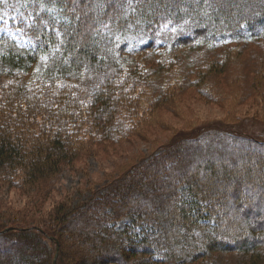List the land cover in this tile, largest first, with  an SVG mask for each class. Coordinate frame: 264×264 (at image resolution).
I'll return each mask as SVG.
<instances>
[{"label":"trees","instance_id":"16d2710c","mask_svg":"<svg viewBox=\"0 0 264 264\" xmlns=\"http://www.w3.org/2000/svg\"><path fill=\"white\" fill-rule=\"evenodd\" d=\"M6 2L30 46L0 35V264H264V139L228 119L134 151L188 91L264 100V0Z\"/></svg>","mask_w":264,"mask_h":264},{"label":"rangeland","instance_id":"374dc122","mask_svg":"<svg viewBox=\"0 0 264 264\" xmlns=\"http://www.w3.org/2000/svg\"><path fill=\"white\" fill-rule=\"evenodd\" d=\"M3 2L6 6V0H3ZM2 33L13 35L19 45L23 47L30 46L29 39L25 38L19 30H13L10 28L9 23H7L6 26L0 25V35ZM131 38L135 44H140L144 35L132 34ZM246 62H248V60ZM239 94V91H235L232 98L227 96L217 103L216 97L208 100L200 94L198 95L194 92L188 91L182 96V101L177 102L176 108H174L171 113H165L162 116L163 119L158 117L155 121H151V123L149 122L141 128V133H143L144 137L143 140L138 139L134 151L144 153L154 150L160 144L170 141L175 131L181 129L188 130L198 126L197 124H204V122H216L218 120L228 119H231L230 122L233 124H244L243 128H241V131L244 133L255 136L259 139H264V118L253 117L258 114H264V100L248 96L247 99H244L239 103L234 99V96ZM161 119L162 121H160ZM116 161L119 163L118 160ZM91 164V170L98 173L95 176H101V173L103 172L99 169L97 163L92 161ZM105 164L111 167L108 162H105ZM95 176H93V181L98 180ZM83 184H86V179H84L82 174L69 172L63 182L64 187L60 188L59 192L61 196L65 195L67 192L71 193L74 202H78L83 200L85 196H88V192L80 190ZM61 196L54 195V197L49 199L44 205V211L49 212L54 207L56 201L62 200ZM5 198L16 208H22L26 205L25 197L19 195L14 189L9 190L5 194ZM129 222L130 219L121 222L120 225L123 227ZM75 246V244L72 246V252L81 254V251L86 250V248L82 246H79L78 249Z\"/></svg>","mask_w":264,"mask_h":264},{"label":"water","instance_id":"95a60500","mask_svg":"<svg viewBox=\"0 0 264 264\" xmlns=\"http://www.w3.org/2000/svg\"><path fill=\"white\" fill-rule=\"evenodd\" d=\"M57 257H58V254H56V256H55L54 264H56Z\"/></svg>","mask_w":264,"mask_h":264}]
</instances>
